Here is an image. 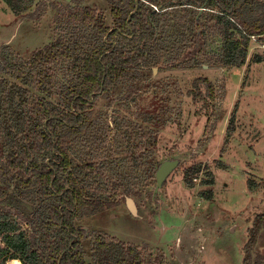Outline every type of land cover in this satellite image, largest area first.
Instances as JSON below:
<instances>
[{
	"label": "trees",
	"instance_id": "16d2710c",
	"mask_svg": "<svg viewBox=\"0 0 264 264\" xmlns=\"http://www.w3.org/2000/svg\"><path fill=\"white\" fill-rule=\"evenodd\" d=\"M0 1L16 19L41 17L47 9L42 0ZM108 4L110 20L99 9L58 7L57 19L64 20L65 29L29 61L8 46L3 49L9 56L0 54V72L16 81L0 79V264H168L162 251L152 253L148 246L140 249L105 233L89 235L75 224L85 213L118 208L156 183L152 165L158 140L122 113H112L108 122V111L115 102L125 110L140 106L143 82L163 60L172 70L180 61L192 71L204 64L239 69L247 63L252 38L264 40V0ZM202 8L207 15H200ZM210 33L220 40L219 53L207 52ZM255 61L263 63L264 57ZM199 82L209 101L217 100L214 85ZM155 86L154 95L159 92ZM196 88L192 96L198 103L205 97ZM100 102L104 115L96 113ZM140 119L154 122V115ZM153 124L165 126L164 121ZM235 132L233 117L226 145ZM201 175L208 177L204 185L215 184L214 175L201 165L186 169L184 182L194 188ZM247 186L264 192V180L256 184L249 179ZM25 198L33 205L30 210L22 207ZM206 200L215 203L211 191ZM263 232L264 210L248 231L242 264H264L263 256L255 254Z\"/></svg>",
	"mask_w": 264,
	"mask_h": 264
},
{
	"label": "rangeland",
	"instance_id": "374dc122",
	"mask_svg": "<svg viewBox=\"0 0 264 264\" xmlns=\"http://www.w3.org/2000/svg\"><path fill=\"white\" fill-rule=\"evenodd\" d=\"M42 1L47 9L34 19H16L10 12L3 16L0 2V54L9 56L3 49L8 46L12 54L29 61L34 51L59 38L65 27L64 20L57 19L58 7L99 9L110 20L108 0H86L77 5L71 0ZM205 11L200 9V15H207ZM220 49L219 38L210 33L207 52L219 53ZM258 56L264 57V40L252 38L247 63L239 69H213L204 64L192 71L180 61L172 70L173 66L163 60L154 68L157 72L150 80L143 82L140 106L125 110L117 108L115 102V109L108 111V122L111 123L112 113H122L124 119L133 121L143 133L152 132L158 140L152 165L154 174L166 161H179V166L155 197L156 184L131 198L136 214L124 204L104 213H85L75 224L87 229L89 235L105 233L140 249L148 246L152 253L162 251L168 264H242L248 231L264 210V192H251L247 186L249 179L256 184L264 180V62L256 63ZM1 78L16 82L4 71L0 72ZM203 79L214 85L217 100L209 101L206 87L199 82ZM154 83L159 86L156 95ZM196 85L205 97L198 103L192 96ZM157 104L162 108L157 109ZM97 108L96 113L102 115L107 111L103 102ZM147 114H153L158 125L164 121L165 126L141 121ZM233 117L236 132L226 145V132ZM193 165L207 168L214 175L215 184L204 185L202 181L208 177L201 175L194 181L195 187L189 188L184 172ZM209 191L215 203L206 200ZM23 202L22 207L33 208L26 198ZM88 250L87 247V255ZM255 254L264 258V232Z\"/></svg>",
	"mask_w": 264,
	"mask_h": 264
},
{
	"label": "water",
	"instance_id": "95a60500",
	"mask_svg": "<svg viewBox=\"0 0 264 264\" xmlns=\"http://www.w3.org/2000/svg\"><path fill=\"white\" fill-rule=\"evenodd\" d=\"M68 1H70V0H68ZM137 1H139V0H137ZM137 10H138V5H137L136 11ZM133 14L130 16L129 20L131 19ZM156 72H157V70L154 69V73H156ZM178 166H179V161H166L160 165V167L158 168V170L156 172V187L154 190V196L159 192L160 189H162V187L164 186L167 179L170 177V175L173 173V171ZM126 202H127V205L129 207L130 211L133 214H136V207L134 205V201L132 199H127Z\"/></svg>",
	"mask_w": 264,
	"mask_h": 264
},
{
	"label": "crops",
	"instance_id": "0c3cea01",
	"mask_svg": "<svg viewBox=\"0 0 264 264\" xmlns=\"http://www.w3.org/2000/svg\"><path fill=\"white\" fill-rule=\"evenodd\" d=\"M1 2V1H0ZM2 5H3V11H4V13H2L3 14V16H5L6 15V13L7 12H10V14H11V11L6 7V5L5 4H3V3H1ZM7 15V17H9V16H12V15ZM10 18V17H9ZM10 22H11V20L9 21V25L8 26H10L11 24H10ZM8 24V23H7ZM16 27V26H15ZM4 36H6V35H4ZM6 39V38H5Z\"/></svg>",
	"mask_w": 264,
	"mask_h": 264
},
{
	"label": "flooded vegetation",
	"instance_id": "af4514ba",
	"mask_svg": "<svg viewBox=\"0 0 264 264\" xmlns=\"http://www.w3.org/2000/svg\"><path fill=\"white\" fill-rule=\"evenodd\" d=\"M202 9H204V8H202ZM158 11V10H157ZM204 11H205V9H204ZM153 72H154V69H153ZM157 172V171H156ZM155 180H156V173H155ZM156 184V183H155ZM141 194H142V192H141ZM154 194V193H153ZM156 196V195H155ZM154 195H153V197H155ZM131 198H135V197H131ZM131 198H127V199H131ZM127 199H126V201H127ZM125 204L127 205V202H125ZM127 207H128V205H127ZM128 209H129V207H128ZM114 210V209H113ZM130 210V209H129ZM131 212V211H130ZM137 212V211H136ZM132 213V212H131ZM85 230H87V229H85Z\"/></svg>",
	"mask_w": 264,
	"mask_h": 264
},
{
	"label": "built area",
	"instance_id": "2783aa9c",
	"mask_svg": "<svg viewBox=\"0 0 264 264\" xmlns=\"http://www.w3.org/2000/svg\"><path fill=\"white\" fill-rule=\"evenodd\" d=\"M155 10L157 11L158 9L155 8Z\"/></svg>",
	"mask_w": 264,
	"mask_h": 264
}]
</instances>
